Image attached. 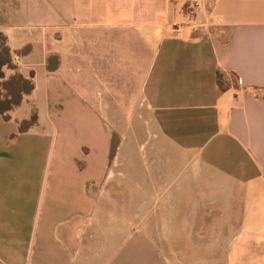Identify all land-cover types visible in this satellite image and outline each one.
<instances>
[{
    "label": "crops",
    "instance_id": "crops-1",
    "mask_svg": "<svg viewBox=\"0 0 264 264\" xmlns=\"http://www.w3.org/2000/svg\"><path fill=\"white\" fill-rule=\"evenodd\" d=\"M0 31L34 84L0 264H264V0H0Z\"/></svg>",
    "mask_w": 264,
    "mask_h": 264
},
{
    "label": "trees",
    "instance_id": "trees-1",
    "mask_svg": "<svg viewBox=\"0 0 264 264\" xmlns=\"http://www.w3.org/2000/svg\"><path fill=\"white\" fill-rule=\"evenodd\" d=\"M5 69L14 70L13 74L6 77ZM0 79L2 82V90L0 92V112L8 119L10 112L17 106H19L23 98L29 95L34 88V84L29 77L23 76L17 70L12 63V53L7 44L6 35L0 31ZM36 123V116L30 120H24L20 124V130H25L28 126Z\"/></svg>",
    "mask_w": 264,
    "mask_h": 264
},
{
    "label": "rangeland",
    "instance_id": "rangeland-1",
    "mask_svg": "<svg viewBox=\"0 0 264 264\" xmlns=\"http://www.w3.org/2000/svg\"><path fill=\"white\" fill-rule=\"evenodd\" d=\"M4 71H5L6 77L10 76V71L8 69H5ZM3 81L4 80L0 79V92L1 93H4V91L2 90V85H1ZM22 109H24L27 112V114H28L27 115L28 116L27 120H30L33 117V115L36 116V123L35 124H36V126L38 125L37 126L38 128L43 129V127H47L46 126V123H48L47 117H44L43 115H41V112L39 113L40 109L37 108V105L33 106L31 103L27 104L26 100H25V104H24ZM56 118L58 120V126L60 127V129L62 131V135H60L61 138L59 137V139H60L59 141H60V143H62L64 141V132L62 130V122L59 119V117H56ZM106 119L108 121V118H106ZM54 128H55V130L52 133V135H54V138L58 139V134H57V131H56L57 127L55 126ZM72 134L73 133H71V135ZM74 135H75V133H74Z\"/></svg>",
    "mask_w": 264,
    "mask_h": 264
},
{
    "label": "built area",
    "instance_id": "built-area-1",
    "mask_svg": "<svg viewBox=\"0 0 264 264\" xmlns=\"http://www.w3.org/2000/svg\"><path fill=\"white\" fill-rule=\"evenodd\" d=\"M199 2L198 1H195L194 3H193V7H198L199 6Z\"/></svg>",
    "mask_w": 264,
    "mask_h": 264
}]
</instances>
